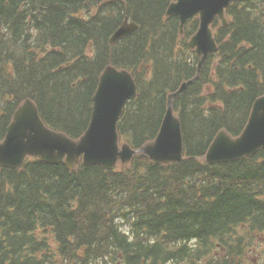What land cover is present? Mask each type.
<instances>
[{"label": "trees", "instance_id": "obj_1", "mask_svg": "<svg viewBox=\"0 0 264 264\" xmlns=\"http://www.w3.org/2000/svg\"><path fill=\"white\" fill-rule=\"evenodd\" d=\"M170 2L0 0V142L28 98L49 127L80 138L108 65L129 70L139 88L119 123L122 141H153L168 95L198 66L187 46L198 21L181 40ZM228 14L227 28L214 23L219 52L174 102L185 159L156 166L140 156L111 172L33 159L0 168V264H264V150L204 161L221 130L243 132L264 95V0ZM126 18L138 30L112 46Z\"/></svg>", "mask_w": 264, "mask_h": 264}, {"label": "water", "instance_id": "obj_2", "mask_svg": "<svg viewBox=\"0 0 264 264\" xmlns=\"http://www.w3.org/2000/svg\"><path fill=\"white\" fill-rule=\"evenodd\" d=\"M237 1L243 0H173L170 4L167 16L180 18L182 35L186 22L200 15V29L189 42L190 49L200 57L199 73L207 57L218 51L212 22L218 16L222 25L227 26L226 11ZM137 27L126 20L111 43H118ZM198 77L184 83L169 97L167 114L156 140L139 150L127 143L120 147L118 122L127 102L137 94L136 83L126 70L113 67L105 70L94 96L90 126L77 141L46 127L36 104L27 100L16 112L5 140L0 143V167L20 169L27 159L35 158L47 164L65 163L70 171H75L83 157L86 167L101 166L112 170L117 163L127 166L137 155L146 156L157 165L181 162L184 156L181 122L175 116L172 104ZM261 149H264V96L256 100L243 133L233 137L226 130L220 131L205 160L209 165L228 163L253 157Z\"/></svg>", "mask_w": 264, "mask_h": 264}, {"label": "bare ground", "instance_id": "obj_3", "mask_svg": "<svg viewBox=\"0 0 264 264\" xmlns=\"http://www.w3.org/2000/svg\"><path fill=\"white\" fill-rule=\"evenodd\" d=\"M196 246V245H195ZM192 247V246H191ZM204 252V251H203Z\"/></svg>", "mask_w": 264, "mask_h": 264}]
</instances>
